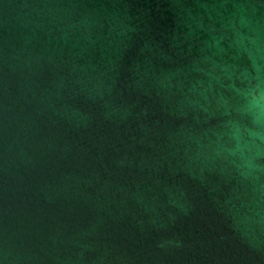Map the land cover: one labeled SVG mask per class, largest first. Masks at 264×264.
Here are the masks:
<instances>
[{
    "label": "water",
    "instance_id": "95a60500",
    "mask_svg": "<svg viewBox=\"0 0 264 264\" xmlns=\"http://www.w3.org/2000/svg\"><path fill=\"white\" fill-rule=\"evenodd\" d=\"M0 264H264V0H0Z\"/></svg>",
    "mask_w": 264,
    "mask_h": 264
}]
</instances>
